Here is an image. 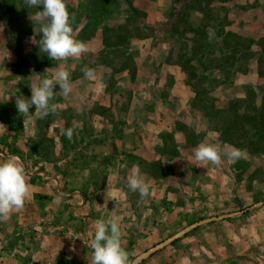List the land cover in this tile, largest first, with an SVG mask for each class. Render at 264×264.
<instances>
[{"label":"rangeland","instance_id":"obj_1","mask_svg":"<svg viewBox=\"0 0 264 264\" xmlns=\"http://www.w3.org/2000/svg\"><path fill=\"white\" fill-rule=\"evenodd\" d=\"M13 1L14 6L11 11L8 9L12 0L8 2V6H4L6 15L2 21L9 26L6 39L19 44L23 34L21 28L28 27V30L33 31L36 42L33 43L32 40L33 47L36 45V50L32 48V53L43 65L53 63L46 53L39 50L40 24H33L30 19V16L34 14L29 10L28 14L26 10L22 12L25 0ZM114 1L92 0L88 4L84 3L83 9H73L69 3H66L74 17L72 27L75 34L89 35L94 28L109 21L107 14L121 13L123 7L127 14L129 10L125 6L127 4H115ZM124 1L132 5L133 0ZM134 6L133 11L131 10V18L118 20L116 26L119 28L117 29L106 30L107 39L117 48L122 46L121 51L113 49L112 52L97 53L95 56L87 54L83 62L80 65H74L70 71L71 76L83 80L87 87L91 86V82L83 74L82 69L85 67L93 69L94 74L97 73L101 81L107 80L106 87L109 94L119 99L117 103L111 99L112 108L108 109L106 105L95 104L91 108L88 104L86 110L83 107L85 104L82 103L84 111L78 114L76 109L79 105L71 102L63 106L62 103L65 100L60 94H57L53 101L57 105V112L50 114L46 119L37 117L35 106L30 109L32 113L29 116L19 114L16 106L0 108V117L10 124L16 134H22V137L18 138L29 137L30 139L25 157L28 163L26 172L54 176L62 174L70 185L79 183L81 185L91 180L98 184V182L102 183L104 174H115L117 169L118 157L114 155L116 154L114 139L122 137L123 140L130 139L136 143L139 137V130L132 128L133 124L138 123V119L134 118L133 114H130L128 118L127 122L130 123L131 128L127 132L123 133L117 129L116 124L119 121L122 122L117 106L132 107L136 102L132 98V84L128 87L124 83L116 85L112 82L111 78L116 69L113 63L124 60L126 66L133 67L138 46L132 39H136L139 43L156 45L155 52H161L160 60L165 58L169 68L172 65L179 67L181 77L195 92L191 104L197 109L198 118L193 119L196 122L195 131H193L194 134L190 133L193 134L191 137H187L189 143L193 144L202 138L201 124L203 123L206 129L204 134L209 136V140L228 148L242 149L246 152V158L235 162L225 158L220 166H213V168L211 166V174H224V176L219 175L218 181H220V187L224 185L226 188L220 199L216 195H211L208 200L205 192L208 187L202 183V174H205L202 170L198 171L179 162L171 164L160 160L148 162L139 159L137 155L136 157L129 155L125 159L128 164L124 167L130 170L129 174L133 166L138 165L142 174L161 177L171 182V188L175 192L172 199H167V196L162 198V210L157 222L159 225L149 229L145 237L141 236L142 238L139 237V240L135 241L137 239L135 236L131 235L125 240L126 235H123L122 245L130 253L131 260L194 222L240 211L236 215L226 216L223 219L233 218L251 210L256 203L264 202V129H259L255 136L247 135L246 139L242 135L250 128L249 124H264V0H153L143 6ZM149 10H155L154 19L157 20L153 19V13L150 14ZM143 18L146 20L144 21ZM81 24L84 25L80 26ZM245 44H249L250 49L246 50ZM166 49L168 52L165 54ZM217 56L221 58L219 62L211 61ZM215 64L216 68H208ZM167 66H161V68L167 72ZM41 68H37L38 71H41ZM170 75L173 76V74ZM147 84L143 85L145 93L152 91L150 88L147 89ZM57 87L54 91H59ZM145 93L140 94L145 95ZM214 94H217V97ZM19 96L30 98L31 91L23 89ZM142 101L147 104L153 102L151 96L147 94ZM231 102L236 103L234 114L227 113L226 117L238 127L236 142L247 143L246 145L233 146L225 142L223 132L218 125L217 121L224 115L216 113L214 109L225 108L231 105ZM175 105L178 110L182 108L178 100H175ZM91 110H98L102 118L110 122L112 127L110 128L109 125L100 127L98 124L102 129L95 133V118L93 114H90ZM249 111L253 113L252 116L247 115ZM172 117L181 120L180 122L188 119L185 114L181 118L180 116ZM140 121H144L143 117ZM24 124L29 126V130L25 131ZM74 125L77 127L72 139L69 140L64 133L66 129ZM186 132L189 133V130L187 129ZM145 135L149 137L147 140L152 144L153 139L150 138L152 132L146 129ZM97 142H102L100 147L103 148V152L107 150L108 155L91 153V149L97 151V148H92V145ZM155 142L161 144L159 145L161 155L171 156L176 153V137L171 129H163L155 137ZM205 142L209 141L205 140ZM11 146L15 148L13 142ZM213 180H217L216 175ZM211 188L216 187L213 185ZM217 202L220 205L216 204ZM214 221L217 220L211 222ZM201 225L154 252L139 264L149 262L158 254L169 256L165 252H185L186 243L188 242L187 246L192 245L190 237ZM27 261L35 262L32 259Z\"/></svg>","mask_w":264,"mask_h":264},{"label":"crops","instance_id":"obj_2","mask_svg":"<svg viewBox=\"0 0 264 264\" xmlns=\"http://www.w3.org/2000/svg\"><path fill=\"white\" fill-rule=\"evenodd\" d=\"M91 1L66 0V3H69L73 9H83V4H88ZM149 1L153 0H133L132 5H129L128 1L115 0V4H127L125 5L129 9L127 14L124 12L123 6L121 13L107 14L109 21L107 20L104 24L94 28L87 37L80 33L75 34L73 31V35L77 39L88 45L89 51L86 54L78 59L52 60L53 63L43 65L32 53V48L36 50V45L33 47L35 36L32 34V30H28V27L21 28L23 34L19 44L6 39L9 26H6V22L2 21L6 14L0 0V108L15 107L16 96H19L23 89L31 91V85L39 84L43 78H50L62 67L70 72L74 65L77 66L83 62L87 54L95 56L97 53L112 52L113 49L121 51L122 46L117 45L119 47L117 48L107 39L106 30L119 28L116 26L117 21L131 18L134 5L143 6ZM149 13H153L154 19L155 10H149ZM143 19L146 20V18ZM82 25L84 24L80 26ZM77 35L79 36L77 37ZM132 40H135L133 42L138 46L133 67L126 66L124 60L116 61V64L113 63L116 65V69L111 79L116 85L124 83L129 87V84H132V98L136 104L132 107L117 106V112L120 113L119 118L122 119V122L119 121L116 125L121 132H127L131 128L127 121L130 114H133L134 118L138 119V123L132 126L133 129L139 130L137 142L128 139L129 137L127 138L129 141L123 140L122 137L114 139L116 148L114 155L118 157L117 169L115 170V166L113 167L115 174H104L102 183L98 182L97 184L91 180L81 185L80 183L70 185L62 177V174L54 176L53 174H32L33 172L28 171L30 196L24 207L14 210L7 221L0 222V264H22L30 259L36 263L91 264L92 249L88 245L94 236V225L97 220L116 219L123 235H126L125 240L133 235L137 238L135 241H138L139 237H145V233L149 229L157 227L162 210V198L167 196V199H172L175 193L171 188L172 184L161 177L143 174L145 180L151 185L149 196L141 197L139 192L131 191L127 185L130 170L124 168L128 164L125 159L129 155L133 157L137 155L139 159L148 162L154 160L170 164L179 162L198 171L202 170L205 173L202 174V183L208 187L205 191L207 199L210 200L211 195H216L220 199L221 194H224L226 187L222 185L221 188L220 181H218L219 175L224 176V174H211L210 168L211 166L213 168V165H209L210 170L205 171V168L196 166L194 160V151L200 143H206L205 140L209 141L207 143H214L208 139L209 136L204 134L206 129L203 123L201 124L202 138L193 144L189 143V139H187L194 134L195 120L198 118L197 109L191 104L195 96L193 88L181 77V70L177 65H172L169 68L165 58L160 60L161 52H155L156 45L139 43L136 42V39ZM164 51L165 54L168 52L167 49ZM7 55L10 58H5ZM161 66H167V72ZM37 68H41V71H38ZM70 79L73 84V93L67 98L61 95L65 100L62 103L63 106L74 102L79 105L78 107L84 103V109L88 104L91 108L95 104L106 105L110 109L112 108L111 99L115 103L119 101V99H115V96L109 94L106 87L108 81H101L97 73L90 79V87H87L83 80L77 77L71 76ZM102 83L103 85H101ZM144 83H152V85L147 84L146 86L147 89L152 90L151 92L145 93ZM57 89L59 90V87ZM140 93H145V95ZM146 94L151 96L153 102L147 104L142 101ZM214 95L217 97V94ZM175 100H178L182 106L180 110L177 109ZM90 114H93L95 118V133L104 125L112 127L110 122L102 118V114L98 110H91ZM184 114L188 119L182 122L172 117L180 116L181 118ZM142 117L143 122L140 121ZM102 120L104 121L102 122ZM28 127L26 124L25 131L29 130ZM165 128L171 129L176 137V153L171 156L161 155L159 152L161 144L155 142V137ZM146 129L152 132L150 137L153 139L152 144L147 140L149 137L145 135ZM187 129L189 133L186 132ZM18 137H22V134H16L10 124L0 117V161L9 156H15L26 167L28 163L25 157L30 139L28 136L27 139ZM130 141L132 144L129 145ZM11 142L14 143L15 148L11 146ZM100 144L102 142L92 145V148H97V151L91 149V153L108 155L107 150L103 152ZM215 175L217 184L213 180ZM213 185L216 188H211ZM59 193L65 194L62 203L56 202ZM106 195L115 197L117 202L114 199H109L106 202ZM216 204L220 205L218 202ZM190 243L191 246H187L188 242L186 243L185 252H165L169 256L158 254L145 264H264V202L233 218L221 219L199 226L197 232L191 235Z\"/></svg>","mask_w":264,"mask_h":264},{"label":"clouds","instance_id":"obj_3","mask_svg":"<svg viewBox=\"0 0 264 264\" xmlns=\"http://www.w3.org/2000/svg\"><path fill=\"white\" fill-rule=\"evenodd\" d=\"M28 7L37 8L30 16L33 24H40L39 50L46 53L51 60L67 61L69 58H80L89 51L88 45L73 35V15L69 12L66 0H25ZM36 43V42H35ZM5 58H10L7 55ZM86 78L94 76V70L88 67L82 69ZM71 73L66 68H60L50 78H43L39 84L31 85V97L16 96L15 105L19 114L29 116L30 109L35 106V114L39 119H46L57 112L54 103L55 96L60 94L65 98L73 93ZM59 91H54L56 87ZM10 98V96H9ZM8 98V99H9ZM82 99V98H81ZM78 114L83 113V107H77ZM77 126L65 130L66 137L71 140ZM238 161L246 158V152L239 148H228L219 143H200L194 151L196 166L209 171V165L220 166L223 159ZM127 185L133 192H139L141 197L150 194V183L145 180L138 165L133 166L127 178ZM64 193L56 197L57 203H62ZM30 196V184L27 179L25 165L15 156H9L0 161V222L7 221L14 210L22 209ZM115 197L106 195L105 201ZM91 243V264H133L130 253L123 247V232L114 218L97 220Z\"/></svg>","mask_w":264,"mask_h":264},{"label":"trees","instance_id":"obj_4","mask_svg":"<svg viewBox=\"0 0 264 264\" xmlns=\"http://www.w3.org/2000/svg\"><path fill=\"white\" fill-rule=\"evenodd\" d=\"M11 1V0H1V3L6 7L8 6V2ZM12 6H14V1L12 0L11 4H10V8L8 9V11H11L12 9ZM26 10V13L28 14V10L29 12L31 13H35L38 9L37 8H34V9H31L30 7H28L26 4L23 5V8H22V12ZM7 11V10H6ZM24 13V12H23ZM30 13V14H31ZM88 35H86L87 37ZM246 47V50L250 49V45H244ZM221 58L220 57H215L213 59H211V61H215V62H219ZM216 64L215 65H211L210 67L208 68H216ZM207 70V69H206ZM236 107V103H232L231 102V105H228L227 107L225 108H216L214 109L216 113L218 114H223V118L220 116V120L217 121L218 122V125L220 127V129L222 130L223 132V135H224V141L225 142H228L229 144L233 145V146H239V145H246L247 143H241V142H236L237 140V137L236 136V132H237V128L236 125L232 122V120L228 117H226V114L227 113H233V111L235 110L234 108ZM247 115L249 116H252L253 113L251 111L247 112ZM251 125V126H250ZM249 129H247L242 135L244 136V138L246 139V136L247 135H250V136H255L257 134V131L259 129H264V124L262 125H257V124H249Z\"/></svg>","mask_w":264,"mask_h":264},{"label":"water","instance_id":"obj_5","mask_svg":"<svg viewBox=\"0 0 264 264\" xmlns=\"http://www.w3.org/2000/svg\"><path fill=\"white\" fill-rule=\"evenodd\" d=\"M263 202H258L255 205H259L262 204ZM240 213V211L237 212H233L231 214H225V215H218V216H214L211 218H205V219H201L197 222H194L190 225H188L187 227L183 228L182 230H180L179 232L171 235L170 237L166 238L165 240L157 243L156 245L152 246L151 248L143 251L142 253L138 254L133 260V264H139L142 260H144L145 258L149 257L151 254H153L154 252L160 250L161 248H163L164 246L170 244L172 241L176 240L177 238L183 236L184 234H186L188 231H190L191 229H193L194 227L207 223V222H211L213 220H220L223 219L226 216H232V215H236Z\"/></svg>","mask_w":264,"mask_h":264},{"label":"built area","instance_id":"obj_6","mask_svg":"<svg viewBox=\"0 0 264 264\" xmlns=\"http://www.w3.org/2000/svg\"><path fill=\"white\" fill-rule=\"evenodd\" d=\"M25 264H50L49 262H46V263H36V262H33V261H27Z\"/></svg>","mask_w":264,"mask_h":264}]
</instances>
